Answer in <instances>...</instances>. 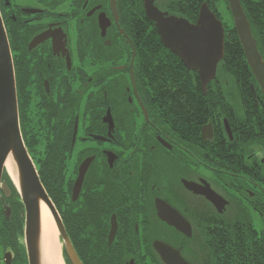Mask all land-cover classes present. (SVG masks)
I'll list each match as a JSON object with an SVG mask.
<instances>
[{
  "label": "flooded vegetation",
  "instance_id": "flooded-vegetation-1",
  "mask_svg": "<svg viewBox=\"0 0 264 264\" xmlns=\"http://www.w3.org/2000/svg\"><path fill=\"white\" fill-rule=\"evenodd\" d=\"M181 2L155 0L154 6L186 19L178 12ZM209 7L226 39L233 26L228 3L222 11L216 3ZM0 15L21 136L33 163L46 158L53 182L60 178V206L53 203L82 264H164L155 242L189 264H255L236 254L245 232L264 250V147L245 150L236 140L228 118L243 117L244 107L235 86L208 84L225 98L209 111L221 124L202 125L198 139L153 102L145 68L151 58L145 50L152 48L138 24L144 34L145 25L156 27L142 0H0ZM158 40L174 57L168 69L182 74L183 87L196 95L197 72ZM9 198L0 200V236L14 225ZM180 220L185 232L176 227ZM6 253L12 264H27L23 224L16 246L0 241V264Z\"/></svg>",
  "mask_w": 264,
  "mask_h": 264
},
{
  "label": "water",
  "instance_id": "water-1",
  "mask_svg": "<svg viewBox=\"0 0 264 264\" xmlns=\"http://www.w3.org/2000/svg\"><path fill=\"white\" fill-rule=\"evenodd\" d=\"M142 1L145 15L155 24L163 46L177 56L187 70L197 72L202 93L205 95L208 84L216 78L217 65L224 57L225 35L221 21L206 2L201 4L197 18L191 24L186 19L160 12L154 6L155 0ZM226 1L246 63L264 98V62L258 52L250 24L239 0ZM225 127L232 139L226 121ZM9 158L14 180L9 177L5 168ZM3 174L7 175L23 207V237L27 264H44L42 204L47 207L52 217L62 256L65 255L69 264H82L66 236L61 217L40 181L21 136L13 60L0 15V200L11 196V191L3 180ZM9 212L10 209H7V214ZM178 222L180 225L176 227L185 232L182 221ZM154 249L164 264H189L179 251L165 243L155 242ZM4 259L5 264H12L8 253L4 255Z\"/></svg>",
  "mask_w": 264,
  "mask_h": 264
},
{
  "label": "trees",
  "instance_id": "trees-1",
  "mask_svg": "<svg viewBox=\"0 0 264 264\" xmlns=\"http://www.w3.org/2000/svg\"><path fill=\"white\" fill-rule=\"evenodd\" d=\"M203 1L204 0H182L180 5H178L180 16L189 21H194L197 17L200 4ZM220 1L227 7L226 0H206L209 4H219ZM239 2L250 24L251 33L258 52L264 62V0H239ZM171 6L174 7V3ZM142 31L143 26L138 24L139 36L148 38L146 45L152 48L145 50V52L151 54V58H145V68L150 69L148 77L151 85L154 87L152 95L154 104L156 106L161 105L163 108L170 111L172 118L176 122L175 124L182 133L196 131L199 139V132L202 125L209 121H212L213 124L220 123V117L210 115L209 111L216 105L223 106L225 99L223 93H218L219 91L211 89V86L208 85L207 93L204 95L200 88L199 80H197V92H195L196 95H193L189 89L183 87L185 83L183 75L176 72L174 69H168L170 67L169 65L173 64L174 57H168L167 55H170V53L162 50L156 30H150L145 25V34ZM220 69L222 70L220 77H216L211 84L221 85L224 84V80H229L230 84L237 88L240 95L239 100L243 102V117L234 115V117H231L233 120L227 117L234 128L233 131L236 140L238 138L239 141H243L244 146L242 149L245 150L256 146L264 147V98L246 63L242 48L232 25H229L226 29L224 57L220 64ZM217 93L219 96H217ZM236 142L238 143V141ZM237 143L234 144L238 149ZM28 152L32 159H34L35 156L32 155L29 149ZM41 159L42 161L39 162V165L34 162L40 181L52 201L57 206H60L58 203L61 201L59 197L61 189L60 178L59 181L53 182L46 158L44 159L43 157ZM3 180L6 181L11 191L9 202L14 209L11 219L14 220V225L11 227V230L4 231L3 238L6 241L9 240L14 242L16 246V237L18 234L15 233L14 228L17 230L21 227L19 216L20 213H22V206L6 174H3ZM219 237H223L222 233H219ZM241 238H243L240 242L242 243L240 246L241 251L237 252V256L241 257V254L247 255L248 259L254 261L255 264L259 262V255L264 258V250L259 248L258 241L252 233L245 232ZM262 245H264V243Z\"/></svg>",
  "mask_w": 264,
  "mask_h": 264
},
{
  "label": "bare ground",
  "instance_id": "bare-ground-1",
  "mask_svg": "<svg viewBox=\"0 0 264 264\" xmlns=\"http://www.w3.org/2000/svg\"><path fill=\"white\" fill-rule=\"evenodd\" d=\"M5 168L9 177L14 180L11 170L10 158L6 162ZM41 219L44 264H65L61 253V245L57 230L53 223L52 217L44 204L41 205Z\"/></svg>",
  "mask_w": 264,
  "mask_h": 264
},
{
  "label": "rangeland",
  "instance_id": "rangeland-1",
  "mask_svg": "<svg viewBox=\"0 0 264 264\" xmlns=\"http://www.w3.org/2000/svg\"><path fill=\"white\" fill-rule=\"evenodd\" d=\"M217 5L221 8L220 10L222 11V9L224 10V5H223V3L220 1L219 2V4L217 3ZM223 15V19L225 20V21H228V23L230 24V16H229V14L228 13H225V11H224V13L222 14ZM231 25V24H230ZM224 78V77H223ZM229 84L230 86H232L231 84H230V81L229 80H224V84ZM257 150H260L261 151V149H259L258 147H257ZM19 220H20V223H21V227L19 228V229H17L16 231H15V233H17L18 235H17V237H19V238H21V235H22V224H23V216H22V213H20V216H19ZM17 237H16V240H17ZM2 240H4V238H3V236L1 235L0 236V241L2 242ZM20 242H22V239H20ZM22 244V243H21ZM5 247H7V246H9V245H4ZM3 246V247H4ZM206 246V245H205ZM200 248H203V247H200ZM61 253H62V249H61Z\"/></svg>",
  "mask_w": 264,
  "mask_h": 264
}]
</instances>
